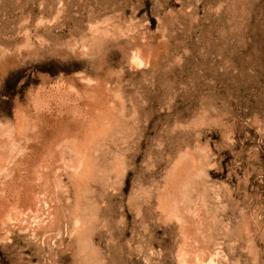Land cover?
Returning <instances> with one entry per match:
<instances>
[{"label": "rangeland", "instance_id": "374dc122", "mask_svg": "<svg viewBox=\"0 0 264 264\" xmlns=\"http://www.w3.org/2000/svg\"><path fill=\"white\" fill-rule=\"evenodd\" d=\"M0 264H264V0H0Z\"/></svg>", "mask_w": 264, "mask_h": 264}]
</instances>
